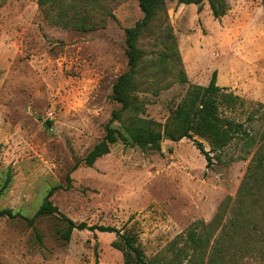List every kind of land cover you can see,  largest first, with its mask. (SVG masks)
<instances>
[{"label":"rangeland","instance_id":"1","mask_svg":"<svg viewBox=\"0 0 264 264\" xmlns=\"http://www.w3.org/2000/svg\"><path fill=\"white\" fill-rule=\"evenodd\" d=\"M176 3L167 1L138 42L147 53L139 97L146 116L164 130L193 84L180 79L181 40L207 56L205 74L221 71L219 85L244 101L221 107L242 128L229 146L211 153V168L195 140L212 147L197 136L163 139L161 152L118 142L93 167L74 169L120 108L113 85L128 70L125 30L143 18L139 2L75 0L42 9L38 0H0V209L19 214L0 217V264H125L116 233L75 229L67 241L68 223L58 214L30 224L56 186L62 188L51 201L62 214L135 237L148 260L170 261L172 243L181 248L191 231H211L204 264H264L262 0H227L221 23L212 20L208 2L183 9ZM61 12L73 23L86 19L94 30L65 29ZM251 138L256 142L248 148Z\"/></svg>","mask_w":264,"mask_h":264},{"label":"trees","instance_id":"2","mask_svg":"<svg viewBox=\"0 0 264 264\" xmlns=\"http://www.w3.org/2000/svg\"><path fill=\"white\" fill-rule=\"evenodd\" d=\"M68 1L75 0H38V5L42 9L59 7L62 9ZM143 18L134 27L127 28L126 33V54L128 56V70L121 74L113 85L112 99L120 105L119 109L112 112L111 119L105 126L106 134L104 138L95 145L90 153L74 167L80 165L93 167L96 162L104 156L110 154L113 145L122 142L125 146L138 147L144 152H161L164 135L171 137L170 140L179 142L183 139L195 140L200 137L207 140L212 149L207 151L204 144L195 140L197 149L205 156L208 168L213 165L211 153L221 151L229 146L239 135L242 125L235 120L223 117L221 107L226 106L230 109L235 108L244 101L233 91L218 85V73L215 70L212 74L210 83L207 86L190 84L186 95L174 109L172 122L165 126L158 121L146 116L144 102L139 97V84L137 81L139 68L146 62L147 53L139 48L138 42L144 31L153 21L166 11L168 0H137ZM178 4L202 6L208 2L212 15L215 19L223 18L229 11L227 0H170ZM264 8V0H262ZM65 8V7H64ZM77 16V13H75ZM58 20H63V27L69 29L70 25L81 31L94 30V25H89L86 21L73 23L72 18H68L65 12H61ZM183 64V63H182ZM183 84L189 83V78L184 70L180 75ZM119 123L121 128L114 127ZM50 122V126H51ZM244 134L246 130L243 131ZM255 139L251 138L247 142L248 148L255 145ZM264 154L260 155L259 169H263ZM252 177H256L252 174ZM68 180H71L70 174ZM61 186L51 188L45 197L42 205L35 216L28 219L33 224L37 218L43 215H60L68 223V228L64 232V238L69 241L73 231L78 230H99L100 232L116 233L123 242L125 264H183L189 260L191 264H204V255L211 243L213 233H197L191 231L183 247L178 248L176 242L172 243L171 248L174 257L170 261L148 260L144 251L136 244V238L113 227L89 226L87 223H76L66 215L62 214L57 206L51 201V197ZM19 214L11 209H0V217L15 218ZM218 223L222 221V216H216ZM176 247V249H175ZM212 264V263H211Z\"/></svg>","mask_w":264,"mask_h":264},{"label":"crops","instance_id":"3","mask_svg":"<svg viewBox=\"0 0 264 264\" xmlns=\"http://www.w3.org/2000/svg\"><path fill=\"white\" fill-rule=\"evenodd\" d=\"M176 4H178V3H176ZM178 5H179V8H181V9H183V8H194V7L198 8V6L194 5V4H191V5L178 4ZM206 14L210 18V16L208 15L209 13L207 11H206ZM221 19L224 20V18H221ZM212 20H215V18L213 17ZM217 21H218V23H221L220 19H217ZM252 22L254 24L253 19H252ZM212 23H215V22L212 21ZM215 31L217 33H220V39L222 38V36L224 35V32H225V30L223 28L222 29L221 28L216 29ZM218 40H219V38H218ZM260 46H261V44H260ZM261 47L263 48V46H261ZM180 51H181L182 63H183V66L185 68V71L187 73L189 80L192 81L193 84L207 86L210 83L211 77H210V74H205V72H204L209 67L206 63H204V60H206L205 58L207 57L206 54H204V56H206V57H203L202 55L200 56L198 49H194L190 43L183 42L182 40L180 43ZM219 65H221V64H219ZM201 72H204V74L200 75ZM218 74H219L218 75V85H219L220 84L221 71H219ZM219 86L223 87L221 85H219ZM223 88H227V87H223Z\"/></svg>","mask_w":264,"mask_h":264},{"label":"water","instance_id":"4","mask_svg":"<svg viewBox=\"0 0 264 264\" xmlns=\"http://www.w3.org/2000/svg\"><path fill=\"white\" fill-rule=\"evenodd\" d=\"M164 139H171L169 135H164Z\"/></svg>","mask_w":264,"mask_h":264}]
</instances>
